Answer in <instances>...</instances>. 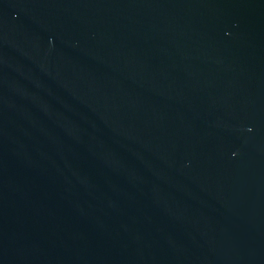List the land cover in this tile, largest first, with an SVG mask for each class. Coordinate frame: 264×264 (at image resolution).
<instances>
[{"label": "water", "instance_id": "1", "mask_svg": "<svg viewBox=\"0 0 264 264\" xmlns=\"http://www.w3.org/2000/svg\"><path fill=\"white\" fill-rule=\"evenodd\" d=\"M0 264H264V0H0Z\"/></svg>", "mask_w": 264, "mask_h": 264}]
</instances>
